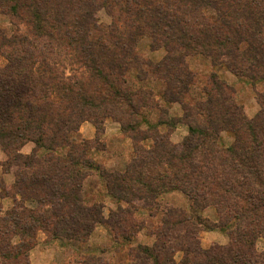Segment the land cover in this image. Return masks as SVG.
Returning a JSON list of instances; mask_svg holds the SVG:
<instances>
[{
	"label": "trees",
	"instance_id": "1",
	"mask_svg": "<svg viewBox=\"0 0 264 264\" xmlns=\"http://www.w3.org/2000/svg\"><path fill=\"white\" fill-rule=\"evenodd\" d=\"M0 13L12 19L0 24L1 164L14 175L0 198L15 201L6 210L0 203V264H32L39 230L69 240L76 264H112L107 253L125 248L132 264H264V91L249 117L215 70L200 80L189 64L200 56L254 85L264 81V0H0ZM144 37L151 49L165 48L161 60L139 54ZM56 49L84 72L65 76ZM132 72L138 85L128 82ZM173 103L181 116H170ZM108 117L133 143L121 170L91 157L103 149ZM85 121L96 129L92 139L81 134ZM178 122L188 126L180 144L170 137ZM224 131L234 135L227 146ZM94 175L117 204L107 216L102 194L85 189ZM169 192L183 194L186 206L163 204ZM208 207L215 220L201 213ZM98 225L109 228V248L74 246ZM144 228L152 245L136 241ZM216 229L228 242L203 247L201 232Z\"/></svg>",
	"mask_w": 264,
	"mask_h": 264
},
{
	"label": "rangeland",
	"instance_id": "2",
	"mask_svg": "<svg viewBox=\"0 0 264 264\" xmlns=\"http://www.w3.org/2000/svg\"><path fill=\"white\" fill-rule=\"evenodd\" d=\"M97 17L100 21L108 23L111 21V17L104 11L100 10L97 12ZM11 18L9 16H4L0 13V24L6 25L11 23ZM19 26L24 29L22 23ZM138 52L145 58L157 62L161 60L166 55L165 48L161 47L158 49H151L150 39L144 37L140 39L138 43ZM54 59L56 60L58 69L65 76H79L84 72L79 64L71 62L68 55L62 49H56L54 53ZM189 64L191 68L197 73L200 80H205L209 77L210 72L216 71L221 79L230 84L235 92L234 97L236 101L241 104L244 108L245 113L249 117H253L261 108L260 102L258 100L257 93L264 91V81L258 82L256 85L246 77H240L232 73L226 66L217 65L212 66L210 60L202 58L200 56H192L189 58ZM128 82L131 85H138V81L135 77V74L132 72L128 76ZM170 116L179 117L183 114V109L179 103H173L169 107ZM155 117H152V121ZM81 134L87 139H92L96 136V129L90 121H85L80 128ZM188 133V126L184 122H178L176 128L170 133L171 140L175 143L180 144L184 136ZM234 140V135L231 131L222 132V142L224 145H230ZM152 141L147 142L148 145ZM100 143L103 147L102 150H96L91 153V157L100 163L109 171L121 170L124 169L132 155V139L125 134L121 125L115 119L108 117L105 119V130L100 134ZM33 147V143H27L22 151L25 153H30ZM6 158L4 151L0 149V186L2 182L10 184L13 181L14 175L12 173H5L1 164V161ZM87 193L100 192L105 201L104 213L107 216L110 210L115 209L117 204L116 202L106 194V190L103 185L100 183L97 175L91 176L85 185ZM161 201L163 204H174L180 206H186V199L183 194L180 192H169L162 196ZM14 200L12 197H5L4 199L0 198V203L4 210L12 208L14 205ZM26 205L35 207L37 204L33 201H28ZM204 216L211 219H216V212L213 207H208L201 212ZM201 243L203 247H210L213 244H225L228 242V236L222 230L216 229L212 231H202L200 234ZM136 241L148 245H152L154 242L153 234L147 229L144 228L139 231L136 235ZM37 245L32 248V254L34 260H38L44 264H76L75 257L76 254L73 251V248H69L68 243L70 241L63 240L65 245H62L60 240H52L48 235L39 230L37 233ZM111 245V237L109 233V228L107 226L98 225L95 228L93 236L85 244H77L75 247L85 250L95 249L99 252L100 249L106 247L109 248ZM257 248L259 250H264V237H259L257 240ZM127 249L125 248L120 253L116 254L110 250L107 253V257L111 260L112 264H132L129 260L127 254ZM182 258V252H177L175 255L176 262H179ZM31 259V251H30ZM32 264V259L30 260Z\"/></svg>",
	"mask_w": 264,
	"mask_h": 264
},
{
	"label": "crops",
	"instance_id": "3",
	"mask_svg": "<svg viewBox=\"0 0 264 264\" xmlns=\"http://www.w3.org/2000/svg\"><path fill=\"white\" fill-rule=\"evenodd\" d=\"M95 231V230H94ZM93 234H94V232H93ZM93 234H92V236H93ZM32 251H33V249L31 250V259H32V262L34 263V264H44V263H42L41 262V260L40 261H38V260H34V256H33V254H32Z\"/></svg>",
	"mask_w": 264,
	"mask_h": 264
}]
</instances>
